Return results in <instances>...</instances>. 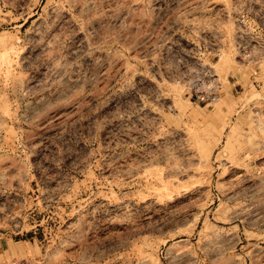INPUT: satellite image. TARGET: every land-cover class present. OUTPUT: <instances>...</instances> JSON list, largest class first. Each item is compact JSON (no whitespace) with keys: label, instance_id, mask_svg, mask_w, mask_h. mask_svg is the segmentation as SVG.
Segmentation results:
<instances>
[{"label":"rangeland","instance_id":"rangeland-1","mask_svg":"<svg viewBox=\"0 0 264 264\" xmlns=\"http://www.w3.org/2000/svg\"><path fill=\"white\" fill-rule=\"evenodd\" d=\"M0 264H264V0H0Z\"/></svg>","mask_w":264,"mask_h":264},{"label":"built area","instance_id":"built-area-1","mask_svg":"<svg viewBox=\"0 0 264 264\" xmlns=\"http://www.w3.org/2000/svg\"><path fill=\"white\" fill-rule=\"evenodd\" d=\"M255 18L247 16V23ZM257 21V20H256ZM259 24L261 25L260 21ZM224 91L221 76L212 66L201 64L196 68V74L188 81L187 93L189 98L198 104L210 105L216 103Z\"/></svg>","mask_w":264,"mask_h":264}]
</instances>
